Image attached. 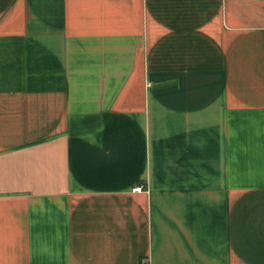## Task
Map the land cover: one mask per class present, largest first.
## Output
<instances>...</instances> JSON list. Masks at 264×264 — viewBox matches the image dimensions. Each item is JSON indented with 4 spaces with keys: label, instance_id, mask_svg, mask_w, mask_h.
Instances as JSON below:
<instances>
[{
    "label": "crops",
    "instance_id": "obj_1",
    "mask_svg": "<svg viewBox=\"0 0 264 264\" xmlns=\"http://www.w3.org/2000/svg\"><path fill=\"white\" fill-rule=\"evenodd\" d=\"M0 264H264V0H0Z\"/></svg>",
    "mask_w": 264,
    "mask_h": 264
},
{
    "label": "built area",
    "instance_id": "obj_2",
    "mask_svg": "<svg viewBox=\"0 0 264 264\" xmlns=\"http://www.w3.org/2000/svg\"><path fill=\"white\" fill-rule=\"evenodd\" d=\"M135 189H136V190H140V187H136Z\"/></svg>",
    "mask_w": 264,
    "mask_h": 264
}]
</instances>
